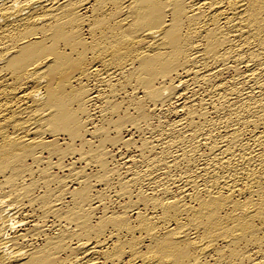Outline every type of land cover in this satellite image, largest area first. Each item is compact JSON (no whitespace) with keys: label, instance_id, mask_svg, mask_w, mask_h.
Listing matches in <instances>:
<instances>
[{"label":"bare ground","instance_id":"1","mask_svg":"<svg viewBox=\"0 0 264 264\" xmlns=\"http://www.w3.org/2000/svg\"><path fill=\"white\" fill-rule=\"evenodd\" d=\"M0 264H264V0H0Z\"/></svg>","mask_w":264,"mask_h":264}]
</instances>
